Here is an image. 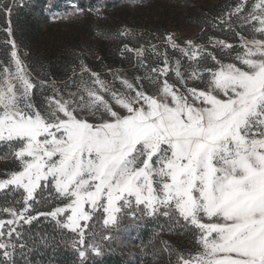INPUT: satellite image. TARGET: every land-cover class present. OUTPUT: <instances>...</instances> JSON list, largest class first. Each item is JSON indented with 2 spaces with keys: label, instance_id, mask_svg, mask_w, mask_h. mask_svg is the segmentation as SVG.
<instances>
[{
  "label": "snow or ice",
  "instance_id": "snow-or-ice-1",
  "mask_svg": "<svg viewBox=\"0 0 264 264\" xmlns=\"http://www.w3.org/2000/svg\"><path fill=\"white\" fill-rule=\"evenodd\" d=\"M246 2L229 13L243 24H258L252 25L251 39L240 37L243 51L235 60L245 67L204 55L188 41L187 48L179 49L193 62L188 76L179 60L174 68L184 91L160 80L170 70L165 55L163 67L151 70L157 73L151 77L156 96L118 75L126 90L113 91L92 73L90 82L81 80L80 91L67 99L59 93L47 97L42 114L31 101L35 86L15 41H6L11 59L7 66L0 64V142L9 144L20 170L0 180V190L22 189L23 206L3 209L10 218L0 219V264H12L17 247L13 233L19 240L21 221L29 224L37 216L56 220L75 234L72 243L83 261L88 249L101 254L94 241H85L88 222L98 209L106 213L103 224L114 227L122 210L141 211V206L146 216L178 213L195 229L199 249L195 254L177 253L176 264H264V39L257 38L264 37V0L241 15ZM11 8L0 6V12L10 13ZM221 22L230 25V20ZM165 40L178 48L171 35ZM214 46L232 49L223 40ZM124 50L137 57L144 54L127 45ZM209 57L216 67L207 66ZM82 71L89 70L82 66ZM187 80L202 81L205 87H190ZM102 92L127 115L114 111ZM83 111L100 121L76 115ZM49 186L67 202L33 215L29 202L35 201L38 189ZM165 251L172 255V250Z\"/></svg>",
  "mask_w": 264,
  "mask_h": 264
},
{
  "label": "trees",
  "instance_id": "trees-1",
  "mask_svg": "<svg viewBox=\"0 0 264 264\" xmlns=\"http://www.w3.org/2000/svg\"><path fill=\"white\" fill-rule=\"evenodd\" d=\"M162 1L168 4L158 11ZM180 2L184 3V8L178 7ZM232 4L233 0H216L211 8L225 12ZM3 5L12 8L10 13L0 12V64H9L11 44L6 41H15L25 69L33 79L43 82L65 81L78 70L79 63H84L89 70H97L89 65L93 58L98 65L108 69L133 67L134 51L123 52L120 46L139 49L149 45L142 44L141 37L125 39L119 35L130 20H134L132 30L155 35L156 32L178 31L191 26L205 30L222 26L219 21L208 19L211 18L208 16L210 10L204 6L195 7L190 0H0V6ZM217 16L219 14L215 13L212 18ZM154 42H165L163 33H159ZM10 156L11 149L0 148V168ZM3 177L5 171H0V179ZM43 194L39 189L35 201L30 202L33 215L50 211L45 207ZM22 196L21 191L12 188L1 191L0 211L21 209ZM21 225L19 240L13 233L17 247L11 258L12 264H131L117 252H105L82 261L72 243L75 234L60 228L51 217L37 216L29 224L21 221ZM142 239L143 234H139L137 242ZM21 244L23 248L19 247ZM2 251L0 260L4 259Z\"/></svg>",
  "mask_w": 264,
  "mask_h": 264
},
{
  "label": "rangeland",
  "instance_id": "rangeland-1",
  "mask_svg": "<svg viewBox=\"0 0 264 264\" xmlns=\"http://www.w3.org/2000/svg\"><path fill=\"white\" fill-rule=\"evenodd\" d=\"M190 1L191 3H194L195 7L204 6L205 9L210 10L208 11V16L211 15V18L209 17L208 19L219 21L222 25L221 28L216 29L215 26H211L205 30L196 26H191L178 31L156 32V35L153 32H147L143 34L136 29L132 30L131 23L134 20H130L127 23V27L119 31V35L120 33L127 30L130 35L120 36L124 37L125 39H134L135 36L141 37V43L148 44L149 46L144 45L139 48L143 49V57H137L136 53L133 52L134 64L133 67L129 69H108L103 65H98L95 58H93L94 60H90L89 65L97 70H89L84 63H79L78 70L74 71L65 81L43 82L33 79L29 74L28 69H25V66L22 62L25 73L29 77L30 82L35 86L32 89L31 101L35 105L36 109L43 114L47 109L46 98L52 97L56 95V93H59V96H62L65 99H67L70 94L78 93L80 91L78 85L80 84L81 80L90 82L92 79V73H95L101 80L105 81L113 91L122 92L126 90L120 83V79L116 78L118 75L121 79H127L129 82L133 83L134 87L141 89L146 94L156 96L158 92L157 85L153 79H151V77H155L157 73H153L151 70L153 68L163 67V57L165 55L168 57L170 70L166 76L160 77V80H167L169 84H174L176 88L184 91V86L177 81L174 68L176 61L179 60L181 71L184 72L185 77L188 76L190 72L189 65L193 62H190L188 58L183 56L179 50L182 48H187L188 41H191L194 45L200 46L204 50V55L210 53L216 56L217 60H220L223 63H236L238 67L244 68V65H241L239 61L235 60L237 52L243 51V49L240 47V37L244 36L251 39L252 25L257 24V22L253 21L251 24H243L237 19L235 15L229 17V13L233 12L237 5L242 2V0H233L232 6L229 9H226L225 12L216 11L215 9L211 8L212 5L216 3V0ZM257 2L258 0H247L241 15H247L249 12H251L253 5ZM165 4L168 3L166 1H162L157 10L159 11L165 9ZM178 7L184 8V3L180 2ZM215 13L219 14V16L212 18ZM222 19L230 20V25L228 23H222ZM159 33H163L164 39L171 35L178 45V48L173 49L166 42V40L163 43L154 42V39H156ZM215 34L223 37V39H218ZM257 38L264 39V37L259 36L258 34ZM218 40H223L227 44L232 45V49L230 51L222 50L220 46H214V42ZM177 41H180V43ZM181 43L183 45H180ZM95 48L93 50H95ZM120 49L123 52H127L124 50L125 45L120 46ZM21 53L25 55L24 52ZM157 53H159V55H157ZM203 63L204 62L202 61V64ZM206 64L208 67H216L215 61L211 60L210 57L207 59ZM71 65L74 66L72 63ZM82 66L86 67L89 71H82ZM205 75H207V73H205ZM187 84L190 87H196L199 89H203L205 87L204 82L199 80H187ZM101 95H103L104 99L109 102L114 111H117L121 116L127 115L126 110L116 105L109 94L102 92ZM59 96H57V98H59ZM76 99L79 100L78 95ZM76 115L78 117L86 118L91 123H98L100 121L99 116L94 117L86 111L78 112ZM0 143V148L10 149L8 143ZM3 161L4 160H2V162ZM19 170V162L15 160L11 154L10 160L8 159V162H6L4 166L0 168V171H5V177L1 178L0 180L9 178L11 172ZM9 188H12V186H9ZM7 189L8 188L0 190V192ZM19 191L23 193L22 189ZM42 193H44L43 198L46 201L45 207L49 208L50 210L57 206L63 207L67 202L58 198V194L51 186L46 189H42ZM85 208L88 210L87 205ZM142 209L143 206H141V211H134V209L122 210V212L118 214L119 223L114 227H106L103 224V220L106 218V213H104L102 208L98 209L93 214L91 221L88 222L89 228L86 230L85 235L86 245L87 243L94 241L95 244L99 246L101 254L105 252H117L123 255L128 261H130L131 264H176L177 253L188 255L195 254L197 252L199 245L195 240V229L189 226L188 222L184 221L178 213H173L169 216H164L161 214L146 216L142 214ZM69 214L70 212H67L65 213V216ZM9 218L10 217L7 213L0 211V219L7 220ZM59 219L63 220L64 217H59ZM83 223L84 222L82 221L81 224ZM139 234H143V239L137 242ZM165 248L172 250L171 256L169 255L168 251H165ZM92 256L97 255H95L91 249H88L85 258Z\"/></svg>",
  "mask_w": 264,
  "mask_h": 264
}]
</instances>
